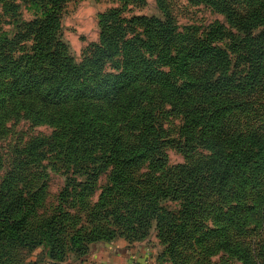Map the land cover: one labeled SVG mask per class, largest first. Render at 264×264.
I'll list each match as a JSON object with an SVG mask.
<instances>
[{
    "label": "trees",
    "instance_id": "16d2710c",
    "mask_svg": "<svg viewBox=\"0 0 264 264\" xmlns=\"http://www.w3.org/2000/svg\"><path fill=\"white\" fill-rule=\"evenodd\" d=\"M22 1L33 12L34 19L26 23L33 45L16 55L14 43L0 39V137L11 120L47 124L54 127L53 133L31 139L23 152L31 157L54 152L55 163L83 174L112 164V184L123 188L128 167L153 154L150 160L156 166L165 164L161 146L168 133L162 121L164 115H177L185 136L176 147L187 152L191 126L203 124L200 142L212 154L195 165L177 167L171 198L184 200L194 210L201 180L207 176L217 191L233 199L221 215L226 224L241 229L252 222L254 213L260 212L251 196L261 191L264 179V130L236 132L226 121L235 113L254 111L252 93L264 84V0H196L234 20L235 47L244 72L236 87H227L233 81L227 73L226 51L202 42L188 45L166 13L163 20L140 16L112 21L111 11L102 15L98 46L76 63L57 30L60 10L68 0ZM137 27L141 30L134 33ZM112 60L117 63L115 71L106 72L104 65ZM8 187L0 198V264H12L4 259L6 243L41 244L51 264H61L69 254L83 257L96 242L116 237L138 241L147 232H136L145 221L156 218L160 223L156 213L160 209L145 207L126 189L121 200L113 199L124 214L111 213L114 221L125 220L123 231L95 224L76 226L67 213L59 212L43 221L39 237H34L29 224H23L27 216L23 196H5L13 193L14 183L8 180ZM226 250L243 264L259 263L246 247L232 249L227 243ZM258 253L264 260V243Z\"/></svg>",
    "mask_w": 264,
    "mask_h": 264
},
{
    "label": "rangeland",
    "instance_id": "374dc122",
    "mask_svg": "<svg viewBox=\"0 0 264 264\" xmlns=\"http://www.w3.org/2000/svg\"><path fill=\"white\" fill-rule=\"evenodd\" d=\"M110 11L114 16L112 21L140 16L163 20L166 13L188 45L197 46L202 42L219 45L226 51L229 56L227 73L232 75L233 81L227 87H236L238 76L244 74L235 47L238 39L234 34V20L206 2L196 0H68L60 10L57 30L67 42L76 63L89 58L98 46L101 16ZM32 13L22 0L0 1V39L14 43L16 55L29 51L33 45L26 26L34 19ZM134 30L136 33L141 28ZM116 66L113 60L108 61L104 65L105 71H115ZM252 99L256 103L254 111L235 113L226 121L232 131H250L257 127L264 130V84L254 90ZM162 123L168 133L161 146L165 164L156 166L150 160L155 157L153 154L150 159L128 167L123 188H115L112 164L96 167L93 172L88 169V174H83L77 168H65L55 163L54 152L44 151L33 157L23 152L31 139L49 137L54 127L44 123L35 125L23 118L11 120L7 124L8 131L0 137V198H4L2 193L9 189L8 180L14 183L13 193L5 196H23L27 211L23 224H29L30 236L39 237L42 222L59 212L67 213L76 226L88 228L95 224L119 232L127 224L122 223L123 219L114 221L111 213L125 210L117 208L113 199L121 200L122 192L130 189L145 207L160 209L156 212L159 225L156 218H151L136 230L139 233L147 230L138 241L146 242L154 264H243L236 254L226 250L227 243L232 249L248 248L251 256L259 262L255 264L263 263L258 252L264 243V202H260L264 197V179L261 191L251 196L256 211L260 212H255L252 222L241 229L228 226L222 219L221 215L227 213L225 209L233 199L217 191L216 183L210 177L201 180L197 206L190 210L184 200L171 198L173 177L179 172V165H195L208 158L212 151L200 142L203 124L191 126L192 138L186 152L175 145L185 136L181 134L179 116L164 115ZM126 195V200L133 197L132 194ZM132 227L138 225L133 223ZM4 249V259L12 264H51L47 250L41 244L25 247L6 243Z\"/></svg>",
    "mask_w": 264,
    "mask_h": 264
},
{
    "label": "crops",
    "instance_id": "0c3cea01",
    "mask_svg": "<svg viewBox=\"0 0 264 264\" xmlns=\"http://www.w3.org/2000/svg\"><path fill=\"white\" fill-rule=\"evenodd\" d=\"M61 264H154V260L145 241L129 242L116 237L91 244L81 258L69 254Z\"/></svg>",
    "mask_w": 264,
    "mask_h": 264
}]
</instances>
